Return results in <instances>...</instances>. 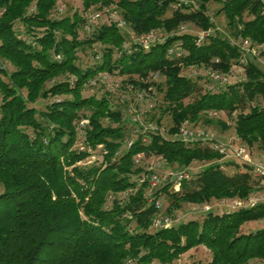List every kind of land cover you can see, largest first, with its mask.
Here are the masks:
<instances>
[{
	"label": "trees",
	"instance_id": "trees-1",
	"mask_svg": "<svg viewBox=\"0 0 264 264\" xmlns=\"http://www.w3.org/2000/svg\"><path fill=\"white\" fill-rule=\"evenodd\" d=\"M59 1L0 0V264H170L199 246L211 253L207 264L264 260V227L243 231L246 223L264 220V202L153 226L158 210L148 197L151 171L135 164L139 154L179 167L211 162L182 182L181 193L170 191L167 182L154 190L155 199L169 194L168 212L182 202L246 199L255 176L237 160L232 164L244 169L227 173L209 141L167 138L151 124L133 123L128 112L133 93L140 104V95H150L156 102L146 106L150 120L161 125L170 115L173 134L209 110L225 111L235 115L239 139L264 150V71L250 60L245 78L202 92V77L183 76V67L206 65L229 75L243 51L218 32L198 44V34L180 31L185 23L212 29L208 6L214 1L231 30L264 49L263 1L82 0L85 10L100 4L119 13L111 10L115 15L85 40L79 32L86 14L54 17ZM120 20L138 33L163 28L164 39L143 47L131 40L128 28L117 26ZM97 42L102 46L95 63L81 68L77 50ZM173 47L182 53L179 58L168 54ZM101 72L127 83L120 91L84 96L89 79ZM58 96L64 98L39 104ZM85 119L84 144L93 151L103 145L100 162L87 164L92 154L76 148L77 122Z\"/></svg>",
	"mask_w": 264,
	"mask_h": 264
},
{
	"label": "rangeland",
	"instance_id": "rangeland-1",
	"mask_svg": "<svg viewBox=\"0 0 264 264\" xmlns=\"http://www.w3.org/2000/svg\"><path fill=\"white\" fill-rule=\"evenodd\" d=\"M100 4H91L88 9H84L82 0H60L52 12V16H61L63 15H72L75 12L84 15L82 18L85 20V22L82 25V28L80 29L79 35L81 40L85 39H91L92 35L94 33V30L100 28L103 23L107 22L109 20L110 13L111 17L115 15L113 12H116L114 7L112 6H105L101 7ZM221 8V5L211 1L208 6V14L211 17V21L214 23V27L210 29L209 31L203 30L191 23H185L180 26L181 32H193L194 34H200L202 32H209L210 34L214 35L217 32L222 35L223 37H227L230 40H238V37L241 35L237 34L236 30H231L230 26L227 24L228 21L226 20L224 14H218V10ZM31 8V11H33ZM30 11V12H31ZM111 11V12H110ZM118 13V12H116ZM119 14V13H118ZM99 15V16H97ZM127 23V22H126ZM127 34L133 41H139L142 44L150 43V42H158L163 41V37L160 40L161 35L165 31L163 28H154L149 31L138 33L135 30H133L130 25L127 23ZM18 29L22 33L21 35L25 36L26 32L24 28L18 24ZM239 29H241V26H239ZM129 30V31H128ZM166 32V31H165ZM236 32V33H235ZM245 38V37H244ZM248 38V37H246ZM255 47H259L261 50V44L254 42L251 40ZM101 43L97 42L93 45H85L82 48H79L77 50V56L79 60L77 61V65H79L81 68H85L90 64L95 63L94 53L95 50H99L101 47ZM175 47V45H173ZM173 47V48H174ZM264 49L260 52V57L264 60V54L262 53ZM263 54V55H262ZM259 58V57H257ZM255 59V58H254ZM257 65L264 71V64L262 61L256 60L255 61ZM7 63V62H5ZM12 68L10 64H7ZM235 67H231L229 70V74L235 73ZM216 73V74H224L222 71L216 70L213 67L201 65V66H185L182 70L183 76H200L202 77L201 80L204 83V89H202V92L207 90L210 87H214L215 85L211 82H206L207 77H209L210 74ZM247 74V70L245 72H241L238 75L237 79L245 78ZM160 77V78H159ZM66 78V77H65ZM158 78L161 80V76L158 75ZM235 79V78H234ZM125 77L120 75H114V76H108L106 73L101 72L98 75L94 76L93 78L89 79V82L84 87L83 95H92V94H101L103 92H106L108 90L109 92L113 93L114 90L120 91V85L122 83H127L124 81ZM54 81L48 83V86L53 85ZM119 88V89H118ZM134 95V101L131 104L130 108L128 109V112L130 114V118L132 119L133 123L136 124H142V125H153L158 131L165 137L170 138L173 136L179 135L183 131L192 132L195 137H209L214 140V142H221L225 143L228 147L227 154H220L222 157L220 160L221 163L224 164V169L227 173L233 174L237 171H242L244 168H242L240 165L239 167L232 164V162L235 163L238 157H236L235 150L233 148H244L246 150V153L249 155V158L251 162L260 164H264V150L259 147V145L249 146L248 144H245L239 137L237 136L233 126L235 124L234 118L235 115L230 116L225 111L220 110H209L211 112H217L218 116L210 117L207 112H205L202 116L203 119H201L199 122H185L176 133H170L169 130L173 126V122L170 115H165L162 117L161 125H158L155 121L150 120V111L146 108V106H151V103L154 104L155 99L152 98L150 95L147 97H144L145 103L140 104L138 102V97L135 99V93ZM130 96H128L129 98ZM63 96H58L54 98H49L45 101H42L41 104L44 106L46 103H50L56 100L63 99ZM128 101V102H131ZM138 102V103H137ZM188 102V100H187ZM257 102H260L259 100ZM156 103V102H155ZM115 105V103H114ZM113 105V106H114ZM154 106V105H153ZM245 112L249 111V102L244 105ZM151 112V111H150ZM83 113L89 114V110H84ZM209 120V121H205ZM104 125H110L111 122L108 119H104L103 121ZM234 122V123H233ZM88 123L87 119L81 120L77 122V129H78V141L76 144L77 149L85 150L87 149L89 153L92 155L87 159V164H92L95 162H100L101 160V153L103 152V145H99L98 149L93 151L92 148H87L84 144V133L83 128ZM227 125V129L223 127V124ZM179 133V134H178ZM213 150V149H212ZM214 151V150H213ZM215 152V151H214ZM243 161V160H241ZM211 162L208 161H198L195 160L189 165V167H179L178 165H169L164 159H160L156 156H145L143 154H140V156L135 157V164L137 166L143 167V168H150V167H158L160 169V173L163 176L166 172L169 170H184L188 171L190 178L192 176H195L202 168L209 165ZM160 185V184H159ZM172 187L169 188L171 191ZM149 190V189H148ZM2 191V187L0 186V192ZM180 191V190H179ZM180 191L179 193H181ZM149 197V192H148ZM258 198L261 199L262 202H264V176L255 177L254 181V191L251 193V195L246 199L241 198H228V199H212L211 201H203L202 203H190V202H182L180 204V207L178 209H174L172 212H168V208L171 204V200L169 198V194L163 193L160 196V202L162 204V208L158 210L154 221L153 226H156V221H158L160 218L162 219H170L173 221L174 225H178L181 222H187L192 219H199L202 220L205 216V214L209 211L222 213L226 209L230 210H238L240 208H245V204H250L251 199ZM150 201V198H149ZM241 203V204H240ZM260 227H264V220L255 221V222H249L246 223V225L243 227V231H254ZM211 259V253L204 247L199 246L188 253L182 255L178 260L170 263V264H191V263H198V264H207ZM130 264H135L134 262L129 261ZM152 264H161L157 261H154ZM249 264H264V260H254L251 261Z\"/></svg>",
	"mask_w": 264,
	"mask_h": 264
},
{
	"label": "built area",
	"instance_id": "built-area-1",
	"mask_svg": "<svg viewBox=\"0 0 264 264\" xmlns=\"http://www.w3.org/2000/svg\"><path fill=\"white\" fill-rule=\"evenodd\" d=\"M180 1L183 2L184 4H187L189 2V0H180ZM262 1L264 3V0H262ZM97 16H99V15H97ZM117 26L122 30H125L127 28L126 22L123 20L118 21ZM209 35H210L209 32L200 33L199 37L197 39V43L198 44L204 43L207 40ZM162 37H163V35H161L160 40ZM163 39H164V37H163ZM135 42L139 43L143 47H148L150 44L155 43V42H150V43L142 44L141 42L136 41V40H135ZM231 44L233 46L241 48V50L243 51L242 56L238 60V63L234 66L236 69L235 73L229 74V75H227V74H221L220 75V74L212 73L209 75V77H207V82H211L215 86H224L230 82L232 77L238 76L241 72H245L246 67L249 65L250 60H254V61L259 60V61H262L264 64V60L260 57V55H261L260 52L263 49L260 50L259 47H255L253 42L249 38H244L242 36H239L238 40H231ZM168 54L170 56H175L176 58H179L182 53H180L179 49L177 50V48H170L168 51ZM257 57H259V58H257ZM214 87L212 86V87H210V89L214 88ZM147 96H148L147 94L146 95L142 94L139 97L144 99V97H147ZM150 107H152V105ZM208 115L210 117L218 116L217 112H211V111L208 112ZM176 137H181L185 141H190V142H193V141L198 140V139H202L204 141H209L211 148L215 152H218L220 154H225V155L228 152V147L225 143L214 142V140L212 138H209V137H198L197 138L190 131L189 132L183 131L179 135H177ZM132 144L133 143L130 141L128 143L127 148H130L132 146ZM233 149L235 150L236 157H238V159H240L237 161H239L241 163L249 164L252 167L253 176H255V177L264 176V164L263 163H260V164L254 163L253 164L249 158V155L246 153V150L244 148H238V149L233 148ZM138 156H140V154ZM241 160H243V161H241ZM149 170L151 171V173L146 178L148 180V185H149V190H148L149 198H150V202L154 203L155 208L157 210H160L162 208V204L160 202V199H155L153 193H154V190L158 188L159 184H161L162 182H167L171 185L173 190L179 191L181 189L182 182L190 179V175H189L188 171H184V170H169L163 176L161 175L160 169L158 167H150ZM260 202H262L261 199L253 198V199H251L250 204H247V205L245 204V207H252V206H255L256 204H258ZM171 225H173V221H171L168 218L167 219L160 218L158 221H156L157 227H161V226L169 227Z\"/></svg>",
	"mask_w": 264,
	"mask_h": 264
}]
</instances>
